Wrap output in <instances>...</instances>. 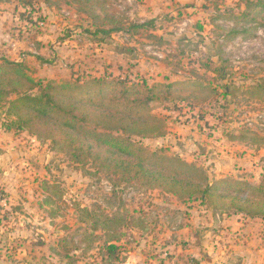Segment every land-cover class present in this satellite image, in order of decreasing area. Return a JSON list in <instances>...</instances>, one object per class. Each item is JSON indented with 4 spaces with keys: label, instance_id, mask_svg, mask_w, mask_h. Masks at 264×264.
<instances>
[{
    "label": "rangeland",
    "instance_id": "1",
    "mask_svg": "<svg viewBox=\"0 0 264 264\" xmlns=\"http://www.w3.org/2000/svg\"><path fill=\"white\" fill-rule=\"evenodd\" d=\"M260 1L105 0L106 11L86 13L66 0H0V58L24 62L44 82H196L197 90L155 106L165 135L136 143L200 167L209 184L260 185L264 101L246 94L264 84ZM6 109L0 264H264V219L75 164L50 140L6 130L14 121Z\"/></svg>",
    "mask_w": 264,
    "mask_h": 264
},
{
    "label": "trees",
    "instance_id": "2",
    "mask_svg": "<svg viewBox=\"0 0 264 264\" xmlns=\"http://www.w3.org/2000/svg\"><path fill=\"white\" fill-rule=\"evenodd\" d=\"M19 1L33 6V0ZM66 1L76 4L79 12L89 13L94 6L106 11L105 0ZM254 7L263 12L264 1ZM74 77L61 83L36 81L24 62L0 58V108L6 106L7 115L14 118L6 130L50 140L73 163L90 165L124 182L159 189L179 200H201L220 209L227 205L234 213L264 219V180L260 185L235 179L209 184L200 167L177 156L150 153L135 141L163 137L165 122L153 114L155 106L201 85L191 80L150 86L122 76ZM246 94L264 101V84L250 87ZM116 221L117 217L106 218L109 224ZM117 248L106 246L110 253Z\"/></svg>",
    "mask_w": 264,
    "mask_h": 264
}]
</instances>
